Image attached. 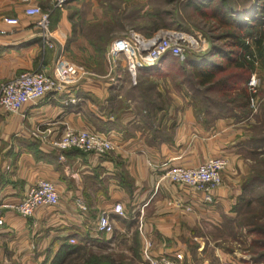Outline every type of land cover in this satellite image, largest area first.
<instances>
[{"label": "crops", "instance_id": "1", "mask_svg": "<svg viewBox=\"0 0 264 264\" xmlns=\"http://www.w3.org/2000/svg\"><path fill=\"white\" fill-rule=\"evenodd\" d=\"M31 3L51 9L50 0ZM26 7L24 0H0V87L24 72L40 71L64 88L24 105L19 114L0 108V201H20L46 180L54 184L60 204L30 218L6 212L0 264H58L86 250H106L113 260L122 253L131 264H149L155 256L194 264L201 232L235 218L246 168L240 153L254 151L250 117L207 120L195 113L189 99L174 94L169 121L158 114L148 125L139 98L129 94L136 86L124 63L116 73L108 68L113 35L106 33L104 0H76L54 11L53 48L44 44L36 18L25 17ZM11 18L19 24L8 25L5 19ZM255 72L264 89L263 65ZM142 75L137 73L136 80ZM68 129L103 134L114 150L104 156L59 151L43 141L47 135L58 139ZM214 157L225 158L228 167L212 203L149 165L193 168ZM118 203L125 216L112 215L114 231L99 234L101 212ZM226 255L219 256L221 261L237 264Z\"/></svg>", "mask_w": 264, "mask_h": 264}, {"label": "built area", "instance_id": "2", "mask_svg": "<svg viewBox=\"0 0 264 264\" xmlns=\"http://www.w3.org/2000/svg\"><path fill=\"white\" fill-rule=\"evenodd\" d=\"M75 1L50 0L51 9L44 11L39 5L32 4L31 0H24L27 5L24 15L27 18H36V27L46 46L54 47V37L50 28L52 13L63 10ZM5 22L8 25L16 26L19 24V19H5ZM254 41V39L245 41L246 46L249 47L245 59L253 62L256 69L261 66V62L256 53ZM210 47V43L206 40L180 30H160L150 37L136 31H128L124 36L115 38L111 42L106 58L111 72L119 71L124 63L126 68L136 75L140 71L155 68L166 56L184 60L186 54L205 53L210 50ZM118 79H121L120 75ZM247 87L250 93L249 105L255 113L257 110L256 97L260 88V79L255 70L250 76ZM63 88L61 82L43 72H24L1 85L0 108L7 114H19L24 105L38 103L50 94L61 92ZM43 141L59 151L74 149L104 156L114 150L111 140L95 131L68 129L58 139L50 140L47 135L44 136ZM149 165L156 171L163 170L165 177L171 183L198 191L206 202L212 203L215 191L221 186L222 173L226 169L227 161L223 157H214L193 168L170 167L168 164L150 163ZM59 204V195L54 184L41 180L20 201H0V228L5 225V214L8 211L15 212L24 218H30L40 209L57 208ZM112 215L124 217L123 205L118 203L112 210L101 212L97 224L99 234L107 235L114 231ZM71 243H75V241L72 240ZM149 264L177 263L166 256H155L149 258Z\"/></svg>", "mask_w": 264, "mask_h": 264}, {"label": "rangeland", "instance_id": "3", "mask_svg": "<svg viewBox=\"0 0 264 264\" xmlns=\"http://www.w3.org/2000/svg\"><path fill=\"white\" fill-rule=\"evenodd\" d=\"M104 1L107 4L106 12L109 20L106 33H111L113 40L124 36L128 31H136L148 36L160 30H180L209 42L210 30L196 14H192L184 8L186 0ZM245 1L237 0L238 5ZM171 24L172 26L176 24V27H169ZM164 69L167 70V67ZM130 75L131 85L136 87L130 88L129 94L139 98L138 106L144 111V120L147 124L149 121L154 122L158 114H160L161 119L169 121L167 115L174 94L185 96L192 105L196 101L199 106L198 100L193 98L190 85L181 78H177L173 73L153 81L142 82L136 80L134 73L130 72ZM256 101L257 110L255 113L249 105L251 121L248 124L251 138L249 145L254 151L240 153L241 161L246 168L240 176L241 186H244L245 189L243 194L241 193L242 198L239 202L238 211L235 212L234 219H227L220 228H210L201 232V234L204 233V238L201 240V244L196 243L197 245H194V264H225V261H221L219 257L224 254H227L226 258L231 262L234 258L237 264H253L250 262L252 258L251 242L253 240V235L250 234V228L252 229L250 222L252 217L259 214L262 216L261 221L264 224V212L262 213L264 199V89L261 80ZM200 108L202 107L200 106ZM202 114L201 112L200 115ZM204 118L209 120L208 117ZM227 167L228 162L226 169ZM237 175L239 176V174ZM91 254L109 257V262L104 264H131V261H125V257H127L125 254L115 253L116 262L107 255L111 253L106 250H86L77 256L75 255L76 257L66 258L58 264H82Z\"/></svg>", "mask_w": 264, "mask_h": 264}, {"label": "trees", "instance_id": "4", "mask_svg": "<svg viewBox=\"0 0 264 264\" xmlns=\"http://www.w3.org/2000/svg\"><path fill=\"white\" fill-rule=\"evenodd\" d=\"M235 1L186 0L184 8L196 14L210 30V50L189 54L182 61L166 56L155 68L144 70L140 82L153 81V78H162L173 73L190 85L193 98L199 102V106L196 101L193 105L198 116L208 117L209 120L226 117L249 118L250 94L247 85L255 66L253 62L245 59L249 49L245 41L255 40L256 53L264 67V0H246L241 5ZM174 26L171 24L169 27ZM244 189L242 186V194ZM242 194L234 212L238 211ZM262 204L263 213L264 199ZM261 217L258 214L250 222V234L253 235L250 262L253 264H264V224ZM109 260L107 256L91 254L81 263L104 264Z\"/></svg>", "mask_w": 264, "mask_h": 264}]
</instances>
